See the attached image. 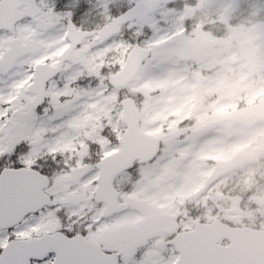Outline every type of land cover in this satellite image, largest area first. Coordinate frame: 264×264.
I'll return each instance as SVG.
<instances>
[{
    "label": "snow or ice",
    "instance_id": "6c2138e0",
    "mask_svg": "<svg viewBox=\"0 0 264 264\" xmlns=\"http://www.w3.org/2000/svg\"><path fill=\"white\" fill-rule=\"evenodd\" d=\"M123 3L97 0L86 30L52 0H0V264H264L261 226L218 232L205 199L264 162V45L231 76L200 50L224 42L209 22L264 36V0Z\"/></svg>",
    "mask_w": 264,
    "mask_h": 264
},
{
    "label": "rangeland",
    "instance_id": "374dc122",
    "mask_svg": "<svg viewBox=\"0 0 264 264\" xmlns=\"http://www.w3.org/2000/svg\"><path fill=\"white\" fill-rule=\"evenodd\" d=\"M83 0H80V2ZM91 2L93 0H84ZM73 0H68V5L71 6ZM79 2V3H80ZM91 8L96 9L99 15L100 9L97 7V0L92 3ZM127 9L126 0L123 5H112V15H116ZM210 23L209 32L213 35H221L223 43H214L212 41H202L200 50L203 56L214 64V75L224 73L226 76H231L233 71H239L241 63L245 59L240 50L249 46V41H253L257 46L264 45V36L255 35L249 36L247 33H229L219 25ZM235 23L246 24L247 18L236 19ZM235 56V60L231 58ZM225 69H229L225 71ZM60 162V157H57V163L53 164L51 158H45L44 161H38L41 170L47 174L51 171L59 170L57 166ZM62 166V164H59ZM255 169L256 176L249 180V170ZM228 179L225 181L224 176L216 177L220 181L218 189L211 190V194L205 197L206 200H211V206L207 209L206 215L210 216L212 212H216L215 216H211L212 222L216 218H224L234 225L256 226L259 224L264 228V162L257 161L256 163L248 164L242 168L231 171L226 174ZM127 183V181H123ZM223 191L225 194L221 196L219 193ZM251 191L252 196L246 194ZM192 193L180 191L176 193L175 199L182 203L186 196ZM214 197V198H213ZM205 207L201 201L199 205L193 207V211H200Z\"/></svg>",
    "mask_w": 264,
    "mask_h": 264
},
{
    "label": "flooded vegetation",
    "instance_id": "af4514ba",
    "mask_svg": "<svg viewBox=\"0 0 264 264\" xmlns=\"http://www.w3.org/2000/svg\"><path fill=\"white\" fill-rule=\"evenodd\" d=\"M52 2L55 4V10L57 12H65V11H73L74 15L72 17V22L77 26L80 27L82 21L85 19V14L89 13L87 16V23L83 24V27L86 30H91L94 28L97 24L102 23V18L98 16V12L96 9L91 8L92 3L95 2V0L91 2L81 1L79 5L76 8H72L68 5V0H52ZM198 211V210H195ZM222 221L230 223L228 220L221 218Z\"/></svg>",
    "mask_w": 264,
    "mask_h": 264
},
{
    "label": "water",
    "instance_id": "95a60500",
    "mask_svg": "<svg viewBox=\"0 0 264 264\" xmlns=\"http://www.w3.org/2000/svg\"><path fill=\"white\" fill-rule=\"evenodd\" d=\"M256 160H248V161H245L244 163L242 164H238L235 166V168L237 167H240V166H243L244 164H247V163H252V162H255ZM214 230L218 231V232H222L224 233L225 235H228V234H231V233H250L252 230L249 229V228H241V229H230L228 226H224L220 223H214L213 225H211Z\"/></svg>",
    "mask_w": 264,
    "mask_h": 264
}]
</instances>
